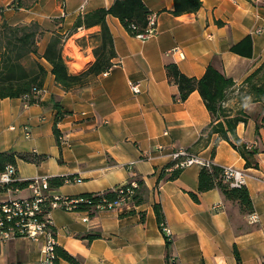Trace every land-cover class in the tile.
Returning <instances> with one entry per match:
<instances>
[{"label":"crops","instance_id":"1","mask_svg":"<svg viewBox=\"0 0 264 264\" xmlns=\"http://www.w3.org/2000/svg\"><path fill=\"white\" fill-rule=\"evenodd\" d=\"M113 1L0 0V23L37 22L39 54L54 33L68 34L63 56L69 72L79 73L95 59L97 40L88 36L100 26L75 30L74 23L79 15ZM143 1L155 17L156 34L146 39L131 35L118 17L108 14L113 65L85 85L63 89L50 64L39 58L47 70L39 92L42 104H26L21 97L0 99V151L39 156L37 162L17 160L14 170L20 181L66 177L49 188L51 195L74 197L143 180L138 204L130 200L122 208L93 214L50 209L56 245L80 264H239L235 249L241 264H264V101H251L242 85L264 62V0H201L198 10L178 15L172 12L173 0ZM247 35L251 56L231 51V45ZM81 38L79 45L76 40ZM169 62L194 77H201L212 63L234 80L226 92V107L229 116L239 112L246 117L235 131L248 150H256L248 155L250 163L245 164L229 141L214 145L217 133L193 153L244 170L252 212L241 211L217 188L200 192L199 164L183 167L174 179H168V173L159 177L171 153L192 147L211 121L197 90L185 100L177 99V85L165 70ZM129 82H139L140 91L134 93ZM56 103L65 112L59 120ZM23 190L28 194L18 195ZM30 194L27 187L7 188L0 190V201ZM155 203L170 228L169 242L157 221ZM43 243L42 237L35 241L25 236L0 243V264H39ZM57 264L72 263L59 258Z\"/></svg>","mask_w":264,"mask_h":264},{"label":"trees","instance_id":"2","mask_svg":"<svg viewBox=\"0 0 264 264\" xmlns=\"http://www.w3.org/2000/svg\"><path fill=\"white\" fill-rule=\"evenodd\" d=\"M173 1L174 9L172 12L176 15L194 12L201 6V0ZM108 14L118 17L126 30L134 36L146 29L148 17L151 15L143 0H114L109 7H99L79 15L74 23L75 30L78 27L100 26L98 33H92L88 36L97 40V44L93 46L95 59L85 70L79 73L69 72L63 56V47L68 34L54 33L47 42L43 53L39 54L37 48L41 30L37 22L13 25L3 20L0 23V99L21 97L26 104H42L39 92L43 87L47 70L39 58L45 59L50 64V71L55 82L65 90L83 86L91 77L107 71L113 65L112 59L116 55L113 38L106 22ZM83 39H77L76 42L81 45ZM230 49L235 53L250 57L252 54L251 37L249 35L245 36L239 42L232 44ZM165 70L169 81L177 85V99L185 100L192 91L197 90L211 115V121L203 129L201 136L192 147L186 149L188 153L194 154L195 147L205 145L211 136L217 133L218 136L214 145L221 139L229 141L245 158V164L248 165L250 163L248 155L253 154L256 150H248V147L239 140L235 131L237 123L246 121V117L239 112L234 116H229V110L226 107V92L235 84L234 80L224 75L222 70L212 63L206 67L201 77L184 74L174 62L167 63ZM242 85L247 87L246 94L250 95L249 99L251 101H264V62L245 78ZM55 107L57 109L56 120H59L65 112L61 110L59 104L56 103ZM260 122L264 126V115L261 116ZM54 133L57 139L60 140L61 135L56 126L54 127ZM212 153L214 154V148ZM18 159L37 162L39 156L14 151H0V173L8 165L15 167ZM172 165L173 161L166 163L160 169L159 177H165L168 173V179L176 178L183 168L176 167L166 171V168ZM65 179L66 177L63 176L48 178V186L49 188L59 186ZM30 180L20 181L16 179L0 186V190L7 188L24 189ZM132 181H135L137 185L131 188L133 193L130 200L138 204L143 200V180L135 179ZM132 181L107 188L101 192H85L74 196L82 200L75 203L73 210L93 214L100 205L118 199L126 192L128 187H131ZM214 188L219 189L225 199L237 202L241 211L252 212L253 203L247 187L244 185L240 187L230 186L228 181L224 179L223 167L211 162L209 166L203 165L198 172V190L202 192ZM191 196L197 199L195 193L191 192ZM50 209L48 205H44L43 214L49 212ZM153 209L160 225L164 221L161 207L158 203H155ZM50 227L54 230L52 225ZM234 252L238 263L241 264L237 250L235 249ZM55 253L57 262L59 258H63L72 264H80L74 256L57 245H55Z\"/></svg>","mask_w":264,"mask_h":264},{"label":"built area","instance_id":"3","mask_svg":"<svg viewBox=\"0 0 264 264\" xmlns=\"http://www.w3.org/2000/svg\"><path fill=\"white\" fill-rule=\"evenodd\" d=\"M157 32V24L155 17H148V24L144 31L136 34L141 39H146ZM129 85L134 93L140 91L139 82H129ZM30 133L26 131L28 136ZM171 161L173 165L166 168L169 171L176 167H186L191 164H199L201 166H209L211 160L202 159L196 154H189L186 149H178L171 153ZM224 179L228 181L230 186L240 187L245 184L246 173L244 170L234 166H223ZM15 170L12 165H8L5 170L0 173V186L16 180ZM131 187L126 189L118 199L100 205L98 209H119L125 206L130 201L133 190L136 187V182H131ZM31 194L25 197H18L0 201V243H3L16 236L29 237L32 240L38 241L41 237L44 238V243L40 249L39 264H57L55 253L54 230L51 229V219L49 212L43 214L44 205L50 208L61 207L66 210H73L75 203L81 201V198L69 196L51 195L48 186V177H35L30 180L27 185ZM122 190L120 189V192ZM254 219V215H252ZM86 219V217H85ZM161 231L164 233L167 242L171 237L170 228L164 221L160 223ZM46 255H53V262H46ZM173 259V258H172Z\"/></svg>","mask_w":264,"mask_h":264},{"label":"bare ground","instance_id":"4","mask_svg":"<svg viewBox=\"0 0 264 264\" xmlns=\"http://www.w3.org/2000/svg\"><path fill=\"white\" fill-rule=\"evenodd\" d=\"M46 262H53V255H46Z\"/></svg>","mask_w":264,"mask_h":264},{"label":"rangeland","instance_id":"5","mask_svg":"<svg viewBox=\"0 0 264 264\" xmlns=\"http://www.w3.org/2000/svg\"><path fill=\"white\" fill-rule=\"evenodd\" d=\"M77 52H79V51H77ZM70 53V52H69ZM77 56V55H76ZM18 193H16V195H17ZM26 194H28V191L26 190H23V191H21V192H19V194L18 195H26Z\"/></svg>","mask_w":264,"mask_h":264}]
</instances>
